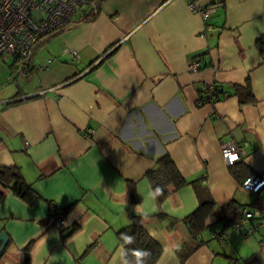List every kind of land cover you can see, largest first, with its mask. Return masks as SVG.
Masks as SVG:
<instances>
[{
	"label": "crops",
	"instance_id": "0c3cea01",
	"mask_svg": "<svg viewBox=\"0 0 264 264\" xmlns=\"http://www.w3.org/2000/svg\"><path fill=\"white\" fill-rule=\"evenodd\" d=\"M195 1L213 6L208 20L189 0H103L97 17L37 45L28 77L0 53V166H18L37 192L27 203L3 190L0 264H23L29 243V264H120L117 232L132 215L163 248L156 264L240 262L245 231L219 235L225 206L251 205L243 174L264 170V0ZM201 57L208 65L190 71ZM210 82L225 96L200 105ZM248 85L255 100L242 103L236 86ZM229 141L245 151L233 165L222 155ZM165 153L189 183L160 201L147 172ZM209 199L205 227L190 230ZM57 204L67 227L45 223Z\"/></svg>",
	"mask_w": 264,
	"mask_h": 264
},
{
	"label": "built area",
	"instance_id": "2783aa9c",
	"mask_svg": "<svg viewBox=\"0 0 264 264\" xmlns=\"http://www.w3.org/2000/svg\"><path fill=\"white\" fill-rule=\"evenodd\" d=\"M86 0H0V53H9L17 58L18 75L28 77L33 72V65L28 57L37 41L48 35L67 20L72 18L84 6ZM189 6L208 20L213 11V6H199L195 0H189ZM210 27V26H209ZM66 52L76 59L78 51L67 49ZM204 66L202 58L190 62V71H199ZM218 101L217 82H210L201 93L198 103L215 104ZM89 129L87 135H92ZM245 153L244 149L234 141L223 144L222 155L228 165L235 164ZM232 157H236L235 160ZM242 186L253 193L259 194L264 190V170H253L245 178ZM62 205L57 204L51 208L45 223L54 226L67 227L66 216ZM239 218L226 228L219 236L226 237L229 230H238L247 225L253 218H259L256 224L250 223L245 232L253 233L264 225V216L260 211L245 205L239 211Z\"/></svg>",
	"mask_w": 264,
	"mask_h": 264
},
{
	"label": "trees",
	"instance_id": "16d2710c",
	"mask_svg": "<svg viewBox=\"0 0 264 264\" xmlns=\"http://www.w3.org/2000/svg\"><path fill=\"white\" fill-rule=\"evenodd\" d=\"M103 0H86L84 6L76 13L72 18L67 20L62 26H60L54 32L43 36L40 38L37 43L34 45L30 56L28 57V61L31 63V58L33 57L37 45L48 37L55 36L62 31L69 28L72 24L78 21H88L97 17L100 13L101 5ZM76 16V19H73ZM261 42V41H260ZM261 44V43H260ZM262 50H264L262 44ZM16 58V57H15ZM17 61V58H16ZM204 65H208L207 62L203 61ZM204 67V66H203ZM236 92L239 96V99L242 103L254 101V95L250 86L241 87L236 86ZM217 95L218 101L222 100L224 94V90L220 88L217 83ZM217 101V102H218ZM241 171V170H240ZM234 170V174L236 178H238L239 172ZM243 180L249 175V172L243 174ZM147 178L150 181L152 188L155 186H160L163 189L162 195L158 196L160 201H164L168 196L170 190L169 185L173 184L176 188H180L189 181L181 174L180 170L176 166L173 158L170 154L165 153L161 157H159L156 161L154 167H152L147 172ZM243 183V182H242ZM4 189L10 190L14 195L18 196L22 200L27 203H32L37 197V192L34 188V185L31 182H28L21 170L18 166H0V203L4 198ZM133 198L136 199L135 190L132 188ZM245 206V204H237L235 201L229 203L224 207V210H228L230 215V221L228 222V226H231L233 222L238 220L240 209ZM214 209V201L212 199L202 201L199 208L187 219L189 229L192 231H200L205 227L206 219L211 215L212 210ZM226 210V211H227ZM230 217V216H229ZM140 215H132V223L117 232L118 239L125 250L129 251L128 259L133 262L135 258L130 254L131 249H145L148 250L151 255L146 258L145 264H156L160 259L163 248L162 246L152 237V235L148 232V230L144 227L141 221ZM76 228H74L75 230ZM122 233H127L134 237V243L125 244V242L121 238ZM24 254V263H30V243L23 248Z\"/></svg>",
	"mask_w": 264,
	"mask_h": 264
},
{
	"label": "rangeland",
	"instance_id": "374dc122",
	"mask_svg": "<svg viewBox=\"0 0 264 264\" xmlns=\"http://www.w3.org/2000/svg\"><path fill=\"white\" fill-rule=\"evenodd\" d=\"M255 196L254 193L249 194L248 197L250 198V202H248V204H251L250 207L252 209L260 211L262 216H264V199ZM258 219L259 218H253L251 222L241 227V230L246 232L249 224H256ZM236 249L238 257H241L238 264H264V225L247 236H241Z\"/></svg>",
	"mask_w": 264,
	"mask_h": 264
},
{
	"label": "clouds",
	"instance_id": "9594fccd",
	"mask_svg": "<svg viewBox=\"0 0 264 264\" xmlns=\"http://www.w3.org/2000/svg\"><path fill=\"white\" fill-rule=\"evenodd\" d=\"M150 192L152 195V198L155 199L156 197L162 195L163 189L160 186H155L152 188L150 186ZM133 210L135 211L137 209L136 205L132 206ZM122 240L125 242V244H132L134 243V237L131 235H128L127 233L121 234ZM168 245L165 244L164 250L165 252H168ZM176 250L178 251L179 248L177 246ZM130 254L135 258L134 264H145V260L147 257L151 255V253L148 250L145 249H131ZM129 251L121 248L118 254V259L120 264H133V262L129 261L128 259ZM174 256V253H169L168 256L165 257V262Z\"/></svg>",
	"mask_w": 264,
	"mask_h": 264
},
{
	"label": "water",
	"instance_id": "95a60500",
	"mask_svg": "<svg viewBox=\"0 0 264 264\" xmlns=\"http://www.w3.org/2000/svg\"><path fill=\"white\" fill-rule=\"evenodd\" d=\"M70 232L71 230L69 231V233ZM9 241H10V238H9L7 231L5 230L1 231L0 232V256L5 250V248L7 247V245L9 244Z\"/></svg>",
	"mask_w": 264,
	"mask_h": 264
},
{
	"label": "snow or ice",
	"instance_id": "6c2138e0",
	"mask_svg": "<svg viewBox=\"0 0 264 264\" xmlns=\"http://www.w3.org/2000/svg\"><path fill=\"white\" fill-rule=\"evenodd\" d=\"M232 159H233V160H235V159H236V157H232Z\"/></svg>",
	"mask_w": 264,
	"mask_h": 264
}]
</instances>
